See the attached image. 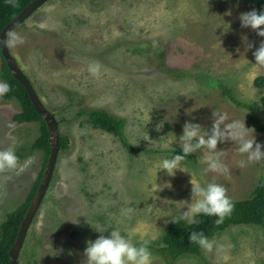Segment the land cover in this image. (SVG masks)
Here are the masks:
<instances>
[{
	"label": "rangeland",
	"instance_id": "1",
	"mask_svg": "<svg viewBox=\"0 0 264 264\" xmlns=\"http://www.w3.org/2000/svg\"><path fill=\"white\" fill-rule=\"evenodd\" d=\"M253 8L247 0H48L11 32L23 42L7 45L10 54L57 120L58 135L69 139L28 228L20 264H85L86 241L100 234L90 224L105 235L115 226L134 242L149 240L152 264H168L157 250L186 210L190 173L158 169L161 158L182 154L175 136L184 122L199 123L203 134L216 110L224 123H244L264 150L251 111L223 94L231 91L264 119V88L254 85L264 66L252 55L264 37L239 20ZM244 37L252 49L245 50ZM90 63L99 65L95 75ZM1 69L0 56V75ZM97 109L124 120V136L137 152L88 125L87 110ZM19 112L15 100L0 98V149L17 156L15 168L0 169V225L26 203L45 162L44 151L30 150L39 124L15 123ZM235 149L231 140L218 142L215 171L207 168L204 147L179 164L201 182L223 185L231 201L245 200L264 178V160L241 167L246 157ZM211 240L210 250L172 264H264V227L233 226Z\"/></svg>",
	"mask_w": 264,
	"mask_h": 264
},
{
	"label": "clouds",
	"instance_id": "2",
	"mask_svg": "<svg viewBox=\"0 0 264 264\" xmlns=\"http://www.w3.org/2000/svg\"><path fill=\"white\" fill-rule=\"evenodd\" d=\"M7 2L14 4L15 0H7ZM239 20L242 27H249L255 30L258 36L264 37V27H261L264 26V7L259 11L253 8L241 12ZM243 39L246 44L245 50L252 49L253 44L248 43L246 37ZM22 42L23 37L15 32L11 33L10 37L6 36L2 41L5 45ZM252 55L255 65L264 66V39L255 47ZM98 70V64H89L88 71L91 74L95 75ZM8 90V83L6 81L0 82V93ZM212 116L214 117L212 124L203 134L199 131L202 128L199 123L185 121L181 134L179 137L175 136V141L179 145L182 154H171L159 161L158 170H165L169 175H174L177 169L190 173V198L184 201L187 207L179 216L180 220L186 219L188 223H198L197 217L203 214L216 217L214 223L220 224L225 216L231 212L233 204L226 195V189L223 185L211 180L201 182L195 179L190 171L179 164L182 159L198 148L204 147L210 153L207 158V168L215 171L221 167L218 160L220 152L216 151L218 142L231 140L236 144L235 150L246 157L238 162L241 167L252 161L260 162L264 160V150H262L261 142H258L254 135L251 138L246 135L245 130L250 128H247L244 123L241 125L237 120L224 123L226 116L216 110L212 112ZM156 127L159 130V125ZM16 164L17 156L12 148L0 149V169H13ZM224 171L227 172L228 169L225 167ZM126 213L127 210L122 209V214L126 215ZM172 222L175 223V220H172ZM90 225L100 234L95 239L86 241V247L83 249L85 264H152V254L148 247L149 240L142 239L134 242L129 235L122 234L121 230L115 226L105 235L106 229L101 230L92 224ZM187 238L190 243H194L204 250H210L213 247V241L202 231H190Z\"/></svg>",
	"mask_w": 264,
	"mask_h": 264
},
{
	"label": "trees",
	"instance_id": "3",
	"mask_svg": "<svg viewBox=\"0 0 264 264\" xmlns=\"http://www.w3.org/2000/svg\"><path fill=\"white\" fill-rule=\"evenodd\" d=\"M35 0H15L14 4H10L7 0H0V34L7 24L15 19L29 4ZM257 11L264 6V0H247ZM24 25V23L22 24ZM264 27V26H262ZM2 69L0 78L9 85L7 92L1 93L0 98L5 101L15 100L20 107V112L13 116L15 123H38L39 136L30 146L31 151H44L45 162L41 173L36 180L33 190L25 204L9 213L5 221L0 225V264H11L9 251L15 243L18 232L27 213V210L37 192L41 183L45 167L50 154L49 132L42 116L34 108L28 94L23 86L14 79L12 73L8 69L6 62L1 54ZM254 85L262 89L264 88V76L258 77ZM235 105L246 108L251 111L252 116L250 122L252 127L259 133L264 135V119L253 110V107L243 102L237 101L231 91L227 90L223 93ZM264 106V97L261 99ZM81 115V114H80ZM87 123L95 130L110 133L121 141L125 149L131 154L137 152V148L132 147L124 136L125 122L122 118L112 115L102 110H87ZM60 150H66L69 147V139L67 136H59ZM175 153V152H173ZM176 154V153H175ZM233 208L231 212L225 216L220 224L214 223L216 217L200 214L197 217L198 223H188L180 220L179 217L174 218L175 223L171 222L167 227L162 238L163 246L157 252L164 256L168 264H172L173 260L184 255H199L201 247L188 241V233L190 231H202L209 239L216 234L221 233L233 226H258L264 227V178H260L255 185L251 196L245 200L231 201Z\"/></svg>",
	"mask_w": 264,
	"mask_h": 264
},
{
	"label": "water",
	"instance_id": "4",
	"mask_svg": "<svg viewBox=\"0 0 264 264\" xmlns=\"http://www.w3.org/2000/svg\"><path fill=\"white\" fill-rule=\"evenodd\" d=\"M48 0H35L31 4H29L15 19H13L9 24L5 26L0 34V49L1 54L6 62V65L12 76L15 80H17L25 89L28 94L34 108L36 111L42 116L49 132V145H50V154L45 167V171L41 180V183L37 189V192L27 210V213L24 217L20 230L18 232V236L16 238L15 243L12 245L9 256L11 260V264H20L19 263V255L22 249L23 242L25 240L28 228L39 208L41 202L46 194V191L49 187L50 180L52 178L54 168L57 162V157L59 153V135H58V122L55 117L45 108V106L40 101L37 96L31 82L25 76L23 71L18 66L15 59L9 52L8 46L2 43L5 37L9 36V34L17 27L22 25L26 19H28L31 14H33L38 8H40L43 4H45Z\"/></svg>",
	"mask_w": 264,
	"mask_h": 264
}]
</instances>
